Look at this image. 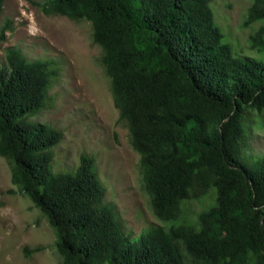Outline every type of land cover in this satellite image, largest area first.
Wrapping results in <instances>:
<instances>
[{"label": "trees", "instance_id": "16d2710c", "mask_svg": "<svg viewBox=\"0 0 264 264\" xmlns=\"http://www.w3.org/2000/svg\"><path fill=\"white\" fill-rule=\"evenodd\" d=\"M249 1L242 26L258 25L243 44L216 22L212 0L43 4L89 23L153 214L170 219L182 201L213 191L194 225L150 223L135 236L105 201L91 154L55 169L62 131L41 114L57 62L2 47L13 30L2 20L0 157L52 227L59 264H264V155H248L244 143L252 127L264 128V0ZM39 249L24 247V255Z\"/></svg>", "mask_w": 264, "mask_h": 264}, {"label": "rangeland", "instance_id": "374dc122", "mask_svg": "<svg viewBox=\"0 0 264 264\" xmlns=\"http://www.w3.org/2000/svg\"><path fill=\"white\" fill-rule=\"evenodd\" d=\"M45 2L4 0L0 23L6 18L13 25L2 47L14 45L29 59L46 56L57 62L59 75L41 114V121L62 131V139L53 149L55 169L72 168L80 152L91 154L105 187V201L113 206L123 231L130 236L150 223L166 230L194 225L197 214L211 206L213 191L182 201L170 219L153 214L150 196L136 172L138 153L118 119L89 23L44 11ZM249 4V0L210 3L216 22L240 44L258 25L242 26ZM244 143L248 155H264V128L252 127ZM54 238L52 227L39 210L11 183L9 166L0 157V264H59ZM24 247L40 249L24 255ZM180 249L187 255L182 243Z\"/></svg>", "mask_w": 264, "mask_h": 264}]
</instances>
